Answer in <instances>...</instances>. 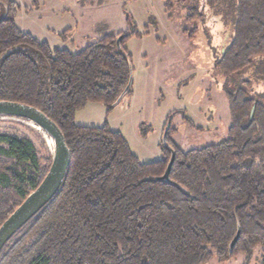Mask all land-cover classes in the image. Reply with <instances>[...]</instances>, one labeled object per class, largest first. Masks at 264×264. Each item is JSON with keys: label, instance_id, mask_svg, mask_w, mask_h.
I'll use <instances>...</instances> for the list:
<instances>
[{"label": "trees", "instance_id": "trees-1", "mask_svg": "<svg viewBox=\"0 0 264 264\" xmlns=\"http://www.w3.org/2000/svg\"><path fill=\"white\" fill-rule=\"evenodd\" d=\"M234 1L233 32L216 62L227 75L255 58L264 62V0ZM15 13L13 0H0V100L52 119L70 163L52 198L0 250V264H204L264 248V95H250L243 80L225 93L226 137L183 150L169 125L163 156L144 163L120 132L74 122L76 110L113 105L126 86L129 34L72 52L20 30ZM172 153L168 178H161ZM52 156L44 137L37 144L0 130V225L42 181Z\"/></svg>", "mask_w": 264, "mask_h": 264}, {"label": "rangeland", "instance_id": "rangeland-1", "mask_svg": "<svg viewBox=\"0 0 264 264\" xmlns=\"http://www.w3.org/2000/svg\"><path fill=\"white\" fill-rule=\"evenodd\" d=\"M13 1L19 29L52 48L77 52L106 35L129 34L124 47L132 59L130 91L116 105L86 104L75 111L74 122L120 132L141 162L163 156L169 125L183 150L226 137L230 118L225 93L243 80L249 82L250 95H264L261 58L234 75L216 64L233 32L234 0H170V5L167 0ZM0 130L18 132L37 144L44 137L51 144L47 134L49 138L22 118L0 117ZM263 259L264 248L256 247L249 257L213 256L204 264H262Z\"/></svg>", "mask_w": 264, "mask_h": 264}, {"label": "water", "instance_id": "water-1", "mask_svg": "<svg viewBox=\"0 0 264 264\" xmlns=\"http://www.w3.org/2000/svg\"><path fill=\"white\" fill-rule=\"evenodd\" d=\"M121 37L122 35H119L116 38L117 46H119ZM131 82L132 73L126 86L119 94L113 105L117 104L125 95L131 85ZM0 116L18 117L31 121L41 129H43L54 143V149H52V161L46 175L38 184V186L26 196L21 204L0 225L1 250L6 242L10 239V237L24 223L32 218L59 189L70 163V151L60 128L42 110L23 102L0 100ZM173 161L174 154L172 153L165 172L163 173L161 178H168ZM238 235L239 233L235 235L232 242L236 241Z\"/></svg>", "mask_w": 264, "mask_h": 264}, {"label": "bare ground", "instance_id": "bare-ground-1", "mask_svg": "<svg viewBox=\"0 0 264 264\" xmlns=\"http://www.w3.org/2000/svg\"><path fill=\"white\" fill-rule=\"evenodd\" d=\"M30 122H31V121H30ZM32 123H33V122H32ZM38 127H39V126H38ZM39 128H40V127H39ZM44 133H45V132H44ZM45 135H46V133H45ZM48 138H49V137H48ZM46 139H47V137H46ZM47 141H48V140H47ZM49 141H50V143H51L50 146H49V148L52 149V145H53L54 143H53V141H52L50 138H49Z\"/></svg>", "mask_w": 264, "mask_h": 264}]
</instances>
